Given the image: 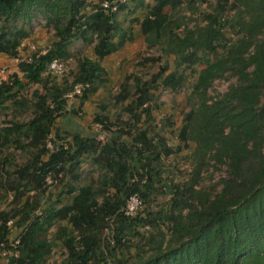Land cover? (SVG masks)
Listing matches in <instances>:
<instances>
[{"label": "trees", "instance_id": "trees-1", "mask_svg": "<svg viewBox=\"0 0 264 264\" xmlns=\"http://www.w3.org/2000/svg\"><path fill=\"white\" fill-rule=\"evenodd\" d=\"M105 1L106 8L97 4L85 12V0H0L1 54L17 58V48L26 32L9 23L30 20L36 12L52 22L56 38L43 53L33 54L28 60L18 58L17 68L22 77L27 83L44 86L46 94H34V117L27 123L0 128V147L11 142L21 145L19 137L25 136L27 146L35 151L31 161L16 171L22 184H13L7 177L3 181L17 191L13 202L28 192L30 183L40 188L46 174L57 165L61 164L65 173L63 167L70 165L73 172L83 154L96 152L92 139L83 138L80 132L55 129L54 136L62 133L71 138L68 148L55 152H48L45 140L56 119L66 116L69 119L76 113L74 108L65 110V92L75 84L87 85L81 90L79 104L86 101L105 75L100 61L128 40L115 21L116 0ZM187 3L190 8L195 0ZM181 5L182 0H153L138 23L146 46L172 55L177 68L201 66L187 95L190 106L183 115L179 133L182 142L193 143L187 179L172 185L165 208L148 211L145 217L126 215L123 207L130 195L136 194L148 202L154 190L153 179L159 174L153 162L161 153L168 156L173 152L163 139L158 138L154 144L148 137V128L134 135L128 132L132 140L130 148L123 142L107 143L96 154L106 169L101 178L104 189H114L100 203L94 189L86 185L78 188L70 205L56 209L52 204L39 215H32L37 202L25 199L18 211L0 213V248L13 250L12 244L18 240V255L9 257L7 264H37L47 247L39 234H44L57 220H66L71 226L69 232L65 227L57 230L59 236L65 237L69 264H106L107 258L111 264H264V0H214L201 15V24L191 28L181 26L175 18ZM74 39L93 43L95 60H79L73 84L61 88L42 75L51 61L67 57V46ZM132 76L135 98L126 110L134 119V127L141 116L150 118L147 103L155 80ZM161 76V86L170 90L184 81L182 71L165 76L159 73ZM128 78L129 75L120 84L122 93H127ZM219 79L232 83L224 92L209 95L208 89ZM22 88L15 76L10 84L0 85V111ZM137 110L140 112L136 113ZM95 121L101 119L97 117ZM45 155L46 160L41 161ZM129 160L140 168V175ZM214 171L222 172L218 180L213 184L202 183L204 175ZM135 174L137 178L133 180ZM129 180L132 181L127 185ZM74 191L68 189V193ZM18 214L14 222L18 232L13 236L7 223ZM108 217L113 222L110 236L113 245L104 252L102 242L106 241H100L96 234L106 225ZM138 223L148 225L154 232L147 235L138 232L135 229ZM126 235L136 236L142 242L134 244L137 257L131 262L126 256L129 253Z\"/></svg>", "mask_w": 264, "mask_h": 264}, {"label": "rangeland", "instance_id": "rangeland-1", "mask_svg": "<svg viewBox=\"0 0 264 264\" xmlns=\"http://www.w3.org/2000/svg\"><path fill=\"white\" fill-rule=\"evenodd\" d=\"M85 12H89L95 5H100L106 8L105 0H85ZM116 23L125 31L128 40L119 47L116 51L110 53L100 61L101 67L105 70V75L102 76V82L98 83L95 92L88 94L86 101L80 103V95H76L66 99V108L68 111L74 108L76 113L56 119L52 132L45 140V147L48 152H55L60 148H68L71 143L69 136L59 134L54 136L55 129L74 131L81 133L83 138L92 139L96 152L91 151L83 154L79 159L78 169L71 171L70 165H65L63 168L67 172H63L57 165L54 170L46 174L44 183L40 188H37L34 183L28 186V192L22 197L13 202V198L17 191L10 185L3 184L7 177L13 184L18 181L16 171L31 161L35 151L27 146L28 140L25 136H20L21 145L13 142L0 147V213L7 212L12 214L19 209L25 199L36 201L37 207L33 210L32 215H39L49 205H54L55 208H60L64 205L72 203V197L78 193V188L89 185L97 194V203L102 201L103 196H110L114 193L113 188L104 189L101 178L105 173V168L100 160L96 159L98 150L105 144H114L123 142L128 148L131 145V135H134L138 130L145 128L149 129L148 137L154 144L157 139H163L165 145L172 149L173 152L168 156L162 153L159 159L153 162V167L158 171V176L154 177V190L149 196V200L143 201L138 195L140 204L136 211L129 216L138 214L139 217H145L148 211L155 212L160 208H165L171 196L172 185L179 184L187 179L188 172L192 167L190 154L193 149V143L185 144L179 138V133L183 127V115L189 110V100L187 98L191 86L194 82L197 71L201 66L195 68H177L175 66L174 57L172 55H164L157 47H148L144 42V37L139 31V23L148 6L153 5V0H116ZM187 0H182V5L176 15V20L182 23L181 26L191 28L196 24H201V15L208 11L214 4V0H195L189 8ZM123 6V8H119ZM168 12V9H165ZM11 26L21 28L26 32V37L20 41L17 48V58H11L0 53V71L3 73L5 82H12L13 76L22 84L23 88L15 92V98L4 103L3 109L0 111V128L9 126L10 124H24L34 117L33 103L35 101L34 94L42 96L46 94L44 86L37 83H27L18 71V58L28 60L33 54L43 53L50 44L56 39L55 31L52 22H48L41 12H36L30 20H16L9 23ZM4 25V26H8ZM3 26V27H4ZM1 28V27H0ZM5 28V27H4ZM182 27L177 29L180 31ZM93 43L84 42L81 39L72 40L67 46V57L59 60L61 68L57 72L47 70L43 73V78L54 82L61 88H67L72 85L73 77L75 76L76 68L79 60L88 58L95 60L92 51ZM147 59H153L147 60ZM183 72L184 81L180 87L175 90H170L161 86L162 76L170 72ZM132 74L140 77L142 80H155V88L150 90L151 98L147 103L150 111V118L140 117L139 123L133 127V117L126 110L127 106L135 98L133 93ZM129 75L126 81L127 93H122L120 84L125 82V77ZM232 83L229 79L216 80L208 89V94L214 96L224 92ZM47 83L46 86H48ZM70 91H66L68 93ZM123 98L121 99L120 97ZM17 101L18 104L13 103ZM140 110V109H139ZM139 110L136 113L140 112ZM141 114V113H140ZM105 116L107 119H102ZM101 121H95L96 118ZM67 118V119H66ZM148 120V121H147ZM157 136V137H156ZM144 155L152 157V154L144 152ZM48 155L41 158L45 161ZM132 167H136L138 174H141L140 168L134 161H128ZM56 170L57 173L55 172ZM211 172V169L209 170ZM222 174L220 171L204 175L202 183L213 184L218 180V176ZM135 177L133 180H135ZM145 179H142V183ZM132 181V180H131ZM129 180L127 185L131 183ZM22 184L21 182H19ZM69 188H74L75 191L68 193ZM105 193H104V191ZM41 190V191H39ZM43 190V191H42ZM123 198L124 193L120 194ZM127 200V199H126ZM126 204V201H125ZM125 206V205H124ZM124 208V207H123ZM20 214L10 219L9 227L11 235L15 236L18 232L14 222ZM113 225L112 218L106 219V225L99 229L96 234L102 242L104 252L112 247L111 227ZM65 227L66 232L71 229L70 224L66 220H57L46 228L44 234H39V239L44 240L47 245L44 253L37 264H69L67 249L64 246V236H59L58 228ZM135 229L147 235L149 232H154L148 225L138 223L135 224ZM161 230H165L161 226ZM76 242L78 243V235L76 232ZM126 246H128L127 259L131 262L136 259L134 244H142L138 241V237L133 235L125 236ZM15 243L13 250H8L4 247L0 248V264H7L12 253L18 255ZM146 250V247L143 248ZM144 254L143 253H140ZM107 258L106 264H111Z\"/></svg>", "mask_w": 264, "mask_h": 264}, {"label": "built area", "instance_id": "built-area-1", "mask_svg": "<svg viewBox=\"0 0 264 264\" xmlns=\"http://www.w3.org/2000/svg\"><path fill=\"white\" fill-rule=\"evenodd\" d=\"M60 68H61V63L59 62V60H53L48 64V70H51L53 72H57L58 70H60ZM3 82H5V79L3 77L2 71H0V85ZM83 87H87V85H84V86L80 84L73 85L70 92L64 94V98H71L76 95H80ZM139 204H140V201H139L138 196L136 194L130 195L126 200V204L124 207V213L126 215H132L136 211V209L139 207ZM9 223L10 222L8 221L7 225H9ZM14 243L15 245H17L18 240H16ZM13 244H12V248H13ZM16 255H17L16 252L11 254V256L13 257H16Z\"/></svg>", "mask_w": 264, "mask_h": 264}]
</instances>
